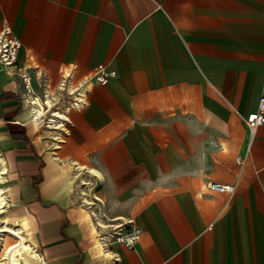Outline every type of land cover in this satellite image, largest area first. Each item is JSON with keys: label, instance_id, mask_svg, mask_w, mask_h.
<instances>
[{"label": "crops", "instance_id": "obj_1", "mask_svg": "<svg viewBox=\"0 0 264 264\" xmlns=\"http://www.w3.org/2000/svg\"><path fill=\"white\" fill-rule=\"evenodd\" d=\"M3 29L20 39L37 94L38 69L53 87L62 67L117 71L65 111L46 158L29 107L39 96L26 100L0 65V219L30 216L36 264H264V124L251 135L245 123L264 95V0H0ZM57 148L93 182L105 224L141 226L135 248L112 246L119 261L99 255L75 199L62 201L72 174Z\"/></svg>", "mask_w": 264, "mask_h": 264}, {"label": "built area", "instance_id": "obj_2", "mask_svg": "<svg viewBox=\"0 0 264 264\" xmlns=\"http://www.w3.org/2000/svg\"><path fill=\"white\" fill-rule=\"evenodd\" d=\"M20 48V39L13 35L10 29L0 31V65H3L9 74L21 77L27 95L26 100L29 96L41 97L47 111L50 108L47 103L48 97L53 100V109L58 108L62 103L67 112L75 108L85 107L88 104L89 93L94 85H106L117 74L116 70L110 69L101 63L89 75L79 77L76 74V65H70L61 68L59 82L56 87H53L48 77L43 74L41 69H38L35 72V78L41 91L40 94H37L34 90L33 75L30 73L29 67L18 64ZM245 123L251 135L255 133L260 125L264 124V95L260 97L256 111L245 118ZM207 187L210 191L230 193L235 188L231 183L218 181L209 182ZM142 235L141 226L133 218L127 220L117 219L106 223L105 226L99 225V241L104 250V256L109 257L114 262L120 260L117 254L111 253V248L114 244L133 249L140 241Z\"/></svg>", "mask_w": 264, "mask_h": 264}, {"label": "bare ground", "instance_id": "obj_3", "mask_svg": "<svg viewBox=\"0 0 264 264\" xmlns=\"http://www.w3.org/2000/svg\"><path fill=\"white\" fill-rule=\"evenodd\" d=\"M29 103L30 106H28L32 110L34 118L33 120L36 122L35 124L38 125L40 122H42L47 113L44 101L40 97H30ZM47 103L50 106L48 111H53L50 113V118L48 121V125L46 124V128L60 129V127H63L64 121L68 119L65 113L66 109L63 107V103L59 106L62 110L59 108L53 109V100L50 99V97L47 98ZM53 137L54 139H58V136L53 135ZM60 140H62L61 137ZM37 142L43 143L41 136H38ZM55 144L56 147L60 146L59 142H56ZM1 160L4 161L3 157L1 158ZM78 169H82V171H75L76 173L72 174V176L69 178V183L74 182L76 179L80 180L82 184L85 183L83 178L82 165H79ZM7 171L8 168L6 164L0 165V213L4 214L7 211V205L9 204L7 188L2 185V183L6 181L4 174L7 173ZM93 171L94 170H92V172ZM203 189L207 190V187H204ZM79 192L83 197V204H81L82 211L85 213V216L91 226V230L95 233V247L98 249L99 255L103 256L104 250L99 241V230L95 222V219L97 218H94V215H97L94 206L96 202L95 200H91L87 197L88 192L84 188H81ZM70 197L71 194L67 193L64 194L61 199L62 201L67 202ZM28 220V215H24L22 217L20 216L19 218L15 219H11L9 215L3 216L2 222L0 224V264H36L38 262L43 263L44 257L37 249V242L34 240V238H32L31 233L28 231ZM12 238H14L15 240L12 241Z\"/></svg>", "mask_w": 264, "mask_h": 264}, {"label": "rangeland", "instance_id": "obj_4", "mask_svg": "<svg viewBox=\"0 0 264 264\" xmlns=\"http://www.w3.org/2000/svg\"><path fill=\"white\" fill-rule=\"evenodd\" d=\"M50 113H51V111H47V113H46L45 117L43 118L42 122H40L38 124L39 134H40L38 136L42 137L43 143H38V142L37 143H38L39 149L41 151H43V153L45 154L46 158L50 155V152L53 150V146H54L52 144V139L50 138V136L55 135V136H60L61 138H62V136L64 137V135L62 134L64 130H60L61 128L60 129H48V128H46V126L48 125L49 118H50ZM55 132H57V133H55ZM38 136H37V139H38ZM59 143H61V142H59ZM54 150H56V153L54 154V156L56 157L57 162L60 165H62V169L64 170L63 173L65 172V173L75 174L79 170V169H77L75 167L74 164H70L68 162L67 157L63 156L60 153V151H59L60 149L57 148V149H54ZM81 171L82 170H79L78 172H81ZM83 178H84V181H85L84 184H82L81 181L78 180V179H76L71 184V187H72L71 197H73L75 199L74 200V205L77 206V209H78L80 215H81V213L83 214L82 205H81V204H83V197H82V194L79 192L81 188H84L88 192V195H87L88 198H90L91 200H95V202H96V198H94L95 194H96V190L94 189L93 182L88 183L89 180H87V177H86L85 174L83 175ZM97 195H99V194L97 193ZM100 196L103 197L102 195H100ZM95 205H96V203H95ZM83 218H84V215H83ZM94 218H97V219H95V222H96V225L98 227V230H99V224H101V226L105 225V223L102 221V219L99 218L98 213H97V215H94ZM28 221H29L28 229H30L32 227V225L34 224V221L30 218V216H29V220ZM0 224H1V219H0ZM33 235L34 234L31 233L32 237H34ZM92 237H93V235H92ZM11 240L14 241L15 239L12 238Z\"/></svg>", "mask_w": 264, "mask_h": 264}]
</instances>
